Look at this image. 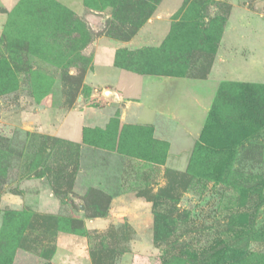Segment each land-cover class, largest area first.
<instances>
[{"label": "rangeland", "instance_id": "374dc122", "mask_svg": "<svg viewBox=\"0 0 264 264\" xmlns=\"http://www.w3.org/2000/svg\"><path fill=\"white\" fill-rule=\"evenodd\" d=\"M48 2L0 7V264H264V0H184L163 59L119 60L196 78L220 48L256 63L254 77L220 83L199 138L174 155L85 83L93 41L134 35L131 5L87 0L107 9L100 19ZM94 218L105 224L88 228Z\"/></svg>", "mask_w": 264, "mask_h": 264}, {"label": "crops", "instance_id": "0c3cea01", "mask_svg": "<svg viewBox=\"0 0 264 264\" xmlns=\"http://www.w3.org/2000/svg\"><path fill=\"white\" fill-rule=\"evenodd\" d=\"M18 1L0 0V7L5 8L7 4L12 7ZM55 1L81 18H86V14L90 17L99 16L100 19L101 16L109 17L107 9H88L84 6V0ZM183 3L184 0H160L147 22L132 38L122 41L103 36L93 41L84 51L93 63V70L85 83L89 87L106 88L112 103L119 106V124L149 128L156 137L168 142L171 155L184 153L195 144L220 83L241 80V77L246 76L254 77L251 68L256 65L248 61V68L244 69V63H240L237 56L224 55L221 48L214 56L207 74L201 78L167 73L162 69L132 72L116 64L120 50L136 56L160 49L170 36L172 23ZM5 22V14L0 13V35ZM137 63L145 68L155 62L138 59ZM233 63L236 65L233 66ZM74 122L77 127L78 120ZM120 196L112 198L111 206L117 203ZM119 202V205L125 204L123 200ZM104 224L105 221L100 218L86 220L88 228H100ZM74 243L75 240L64 237L59 243V249L62 245L69 255H77L78 246H73ZM84 260V264H89L88 258Z\"/></svg>", "mask_w": 264, "mask_h": 264}, {"label": "trees", "instance_id": "16d2710c", "mask_svg": "<svg viewBox=\"0 0 264 264\" xmlns=\"http://www.w3.org/2000/svg\"><path fill=\"white\" fill-rule=\"evenodd\" d=\"M46 1L48 2V0H46ZM118 2L121 3V5H125V6L126 5H131L129 7L130 8L129 11H130L131 15H133V16L130 17L127 20V24L129 25V27L132 30V32L131 33H130V31L126 32V33H129V38H130L144 24L146 19H148L152 15L154 9L156 8V6L160 2V0H117L116 3L113 0V2H109L107 4H103L102 7L104 8L105 6H109V7L112 8V11H113V8H115V6H116V4ZM84 6L85 7L87 6L88 9H91V10H95V11L99 10L98 8H95V6L88 4L87 0H84ZM143 9L147 10L144 19H142L143 17L141 18V17L137 16V13H141L143 11ZM63 11H65L67 14H70L71 16H74L73 12L68 10V9H66V8H63ZM113 17H114V19L116 21H119L117 19V17H115V15H113ZM119 22H121V21H119ZM170 35H171V33H170ZM168 38L165 40V42L168 40ZM120 40H122V39H120ZM164 46L165 45L163 44V46L160 49L147 51V52L151 53V56H153V55L154 56H158L157 59L161 60V59H163L162 57H164L166 55V51L164 49ZM147 52H145V53H147ZM145 53H141L140 55H143ZM156 54H158V55H156ZM129 56H131V54L129 52L125 51V50L118 51L116 64L122 65V61L124 62V60H127L128 59L127 57H129ZM121 59H122V61H119ZM139 59H147L150 62L154 60L153 57H147V58L146 57H140ZM140 68H142V67H140ZM127 69H129V67ZM138 72H141V71H138ZM206 74H207V72H206ZM206 74H204V76ZM236 253H238L239 255H245V253L244 252H240V250H238ZM254 257H256L258 260H260V259L262 260V256H260L258 254H256ZM91 259H92V264H97L99 262V260L97 258H95L94 254H91Z\"/></svg>", "mask_w": 264, "mask_h": 264}]
</instances>
